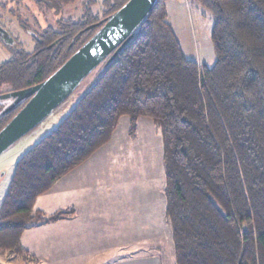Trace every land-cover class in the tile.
<instances>
[{"label": "trees", "instance_id": "16d2710c", "mask_svg": "<svg viewBox=\"0 0 264 264\" xmlns=\"http://www.w3.org/2000/svg\"><path fill=\"white\" fill-rule=\"evenodd\" d=\"M79 1L34 4L58 14ZM127 1L102 0L94 15L88 0L78 20L60 17L45 27L34 20V30L17 19L34 48L27 53L10 36L13 44H4L10 59L0 63V130L26 103L9 95L46 80ZM190 2L212 16L214 64L185 56L166 2L157 0L83 80L92 74L65 118L16 162L0 204V257L35 261L22 234L75 215H45L34 208L36 199L108 144L126 117L131 139L142 118L161 137L174 264H264V0Z\"/></svg>", "mask_w": 264, "mask_h": 264}, {"label": "crops", "instance_id": "0c3cea01", "mask_svg": "<svg viewBox=\"0 0 264 264\" xmlns=\"http://www.w3.org/2000/svg\"><path fill=\"white\" fill-rule=\"evenodd\" d=\"M113 135L108 144L36 199L34 208L45 215L75 211L73 218L22 234L21 246L38 263L73 264L86 259L102 260L103 264H160V257L152 253L157 249L151 246L171 239L164 217V174L160 193L159 187L135 189L127 160L121 167L120 159L109 149ZM136 138L129 137L131 141ZM135 246L148 249L143 253L137 248L142 255H135Z\"/></svg>", "mask_w": 264, "mask_h": 264}, {"label": "rangeland", "instance_id": "374dc122", "mask_svg": "<svg viewBox=\"0 0 264 264\" xmlns=\"http://www.w3.org/2000/svg\"><path fill=\"white\" fill-rule=\"evenodd\" d=\"M93 1L90 6L91 12L94 15L100 14L102 0ZM165 2L167 22L172 26L185 56L188 59L195 60L199 65L212 66L215 62L210 41V31L213 23L212 16L201 5L192 3L190 0H165ZM87 3L88 0H81L64 8L58 14H54L51 11L43 12V14L35 6L34 0H0V27L8 35L5 37V35L2 36L0 34V63L10 59V51L4 46V44H13L9 36L27 53L32 52L34 48L30 36L20 28L17 19L25 20L26 25L33 30L37 27L34 20L40 27H45L46 23L53 25L54 21L60 17L78 20L83 15L84 4ZM10 9L13 10L12 14L9 13ZM91 77L92 74L78 85L64 103L0 155V204L8 189L18 159L57 127L59 122L71 111L77 98L86 90L91 82ZM127 128V118H122L114 132L113 141L109 145V149L116 158L120 159L119 161L121 162L119 164L121 167L124 165V160H127V173L129 176L134 177L135 189L138 187L139 189L153 190L159 187L158 193H160L162 189L160 182L162 183L164 180L161 168L162 148L160 134H154L155 128L152 121L147 118L141 119L138 124L136 141L129 139ZM136 246L135 255H142V253L137 252V248L141 251L144 250L143 253L148 249V247L140 248ZM151 248L157 249V252L153 250L152 253L160 257V264H174L171 239L167 238V242L166 240L162 241L161 244H154ZM0 264L41 263H38L37 260L34 262L23 261L20 257L4 255V257H0ZM73 264H103V261L87 262L86 259H83V261Z\"/></svg>", "mask_w": 264, "mask_h": 264}, {"label": "water", "instance_id": "95a60500", "mask_svg": "<svg viewBox=\"0 0 264 264\" xmlns=\"http://www.w3.org/2000/svg\"><path fill=\"white\" fill-rule=\"evenodd\" d=\"M157 0H128L46 80L11 93L26 103L0 130V155L58 108L147 19Z\"/></svg>", "mask_w": 264, "mask_h": 264}, {"label": "flooded vegetation", "instance_id": "af4514ba", "mask_svg": "<svg viewBox=\"0 0 264 264\" xmlns=\"http://www.w3.org/2000/svg\"><path fill=\"white\" fill-rule=\"evenodd\" d=\"M0 34L2 35V36H4L5 35V37H6V35H7V33H5L4 32V30L0 27ZM8 36V35H7Z\"/></svg>", "mask_w": 264, "mask_h": 264}]
</instances>
